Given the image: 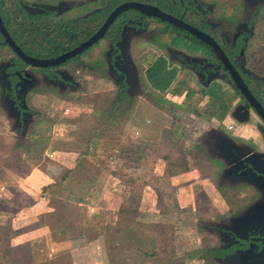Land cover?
<instances>
[{
  "label": "flooded vegetation",
  "instance_id": "1",
  "mask_svg": "<svg viewBox=\"0 0 264 264\" xmlns=\"http://www.w3.org/2000/svg\"><path fill=\"white\" fill-rule=\"evenodd\" d=\"M263 52L264 0H0V143L35 142L47 101L62 96L108 102L107 119L139 103L162 109L173 91L179 108L204 97L191 112L211 114L199 135L215 166L205 174L250 191L219 223L247 212L252 226L237 236L212 223L217 244L193 258L264 264Z\"/></svg>",
  "mask_w": 264,
  "mask_h": 264
},
{
  "label": "rangeland",
  "instance_id": "2",
  "mask_svg": "<svg viewBox=\"0 0 264 264\" xmlns=\"http://www.w3.org/2000/svg\"><path fill=\"white\" fill-rule=\"evenodd\" d=\"M177 95V91L171 92V102H162V109L139 103L108 119L104 100H98L97 110L85 95L48 100L35 142L30 136L24 143H0V207L11 210L13 206L8 186L18 180L15 176L39 169V175H48L47 182L60 184L51 193L61 201L59 211L78 207L80 201L84 205L80 214L76 211L79 222L71 226L73 235L87 229L113 236L120 229L119 235L127 233L124 223L117 225L121 212L120 221L133 220L138 223L137 232L149 233L148 244L153 249L161 245L173 254L168 264H219L187 254L196 248L214 247L218 238L208 226L239 212L250 200V191L219 187L217 174H205L215 166L200 158L204 153L199 135L202 120L211 114L207 112L201 119L192 112L196 105L205 107L208 100L195 95L179 108ZM171 106L178 110L171 112ZM145 119H152L151 124ZM76 163L82 166L77 168ZM5 210L0 215H11ZM113 240L107 244L116 249L122 242ZM64 259L62 264H67Z\"/></svg>",
  "mask_w": 264,
  "mask_h": 264
},
{
  "label": "crops",
  "instance_id": "3",
  "mask_svg": "<svg viewBox=\"0 0 264 264\" xmlns=\"http://www.w3.org/2000/svg\"><path fill=\"white\" fill-rule=\"evenodd\" d=\"M48 154L52 155V151ZM38 170L32 169L26 174L17 176H15L16 173H12L18 178L15 183L8 186L11 189L10 194L13 199L11 204L13 206L10 205L12 206L11 210L0 207V210L11 211V215H0V225H7L17 230L10 238V245L29 244L30 250L25 264H50L51 262L60 264L65 260L64 258H67V264H151L154 261L155 264H161L159 259L153 262L151 261L153 258L143 259L135 249L128 248L129 244L126 242L121 243L122 248L111 249L107 241L110 238H114L113 241H121L127 237L124 232L121 233L124 237L119 235V231L113 236L107 235L110 234L107 232L102 233L99 229L82 231L81 227L79 230L83 233L73 235L71 226L79 222V216L76 213L79 212L80 214L82 211L80 207H84V205H81L82 202L80 201L77 203L78 207L70 206V208L65 209V212L59 211L62 207L59 206L61 201L51 196V193L60 185L59 182L55 180L47 182L48 175L41 173L39 175ZM40 183L42 184L35 188ZM24 200L30 202L24 203ZM101 207L103 208L104 205ZM91 208L94 209L92 206ZM120 218L121 212L117 219L118 226L121 222ZM148 234L145 235L147 239L150 238ZM137 235L140 236V233L137 232ZM157 236L161 238L158 232ZM35 242H38V245ZM149 243L151 242L149 241ZM162 247L160 245L154 249L159 252ZM125 253L129 256L127 257ZM1 262L2 259L0 264ZM20 262L24 264L23 260ZM166 264H168L167 261Z\"/></svg>",
  "mask_w": 264,
  "mask_h": 264
},
{
  "label": "trees",
  "instance_id": "4",
  "mask_svg": "<svg viewBox=\"0 0 264 264\" xmlns=\"http://www.w3.org/2000/svg\"><path fill=\"white\" fill-rule=\"evenodd\" d=\"M77 168L82 166L81 164L76 163ZM68 172H71V169L68 170ZM125 224V229L127 233L125 235L127 237H124V235H121L124 237L121 242H126L129 244L127 247L130 249H135L143 259L147 258H156L161 261V264H166L167 260H170L172 258V253H169L167 249L161 248L159 252L155 251L148 243L149 240L145 238V236L140 234V236L137 235V231L135 230V225H138L135 221H129L119 222V226L122 227ZM150 227V226H149ZM122 231L121 229L119 232ZM17 232V230L12 229L10 226L7 225H0V259H2L1 264H21V260H23V263L25 264V260L27 258V254L30 250L28 243H23L19 246H11L9 241L10 238ZM119 241L116 240V244H118ZM115 243V241H114ZM168 243V242H167ZM117 248H122L120 245ZM210 251V250H209ZM201 254V249L196 248L192 251H190L187 255L190 258H193V256ZM60 263V262H59ZM48 264V263H43ZM50 264H54V262H51ZM58 264V263H57ZM62 264V263H60Z\"/></svg>",
  "mask_w": 264,
  "mask_h": 264
},
{
  "label": "water",
  "instance_id": "5",
  "mask_svg": "<svg viewBox=\"0 0 264 264\" xmlns=\"http://www.w3.org/2000/svg\"><path fill=\"white\" fill-rule=\"evenodd\" d=\"M100 34H101V32H98L97 34H95L94 37L88 41V43H91L92 41L96 40ZM251 103L255 104L253 102V100ZM255 181L257 182L258 186H262L261 183H264V180L260 177L255 178ZM246 217H247V212L243 215L230 218L229 222L227 224L226 223H224L222 225H221V223H215V224L221 226L225 230H229V231L235 233L237 236H240V233L238 232L239 230L246 229V227H248V225L252 226V225H250V223L247 222L248 219ZM237 255L238 254L226 255L220 262L230 264V262H232L233 260H235L238 257Z\"/></svg>",
  "mask_w": 264,
  "mask_h": 264
}]
</instances>
